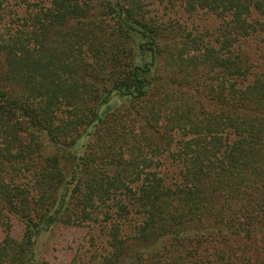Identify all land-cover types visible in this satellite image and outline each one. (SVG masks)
I'll return each instance as SVG.
<instances>
[{
	"label": "trees",
	"instance_id": "obj_1",
	"mask_svg": "<svg viewBox=\"0 0 264 264\" xmlns=\"http://www.w3.org/2000/svg\"><path fill=\"white\" fill-rule=\"evenodd\" d=\"M83 225L70 264H264V0H0V264Z\"/></svg>",
	"mask_w": 264,
	"mask_h": 264
},
{
	"label": "rangeland",
	"instance_id": "obj_2",
	"mask_svg": "<svg viewBox=\"0 0 264 264\" xmlns=\"http://www.w3.org/2000/svg\"><path fill=\"white\" fill-rule=\"evenodd\" d=\"M23 232V224L16 220L14 235L21 238ZM89 235V227L85 225L57 226L52 231L42 234L36 245V255L40 264H70L79 251L86 249Z\"/></svg>",
	"mask_w": 264,
	"mask_h": 264
}]
</instances>
